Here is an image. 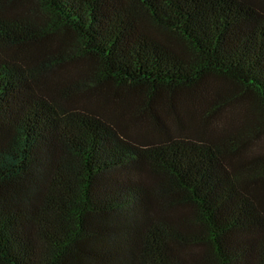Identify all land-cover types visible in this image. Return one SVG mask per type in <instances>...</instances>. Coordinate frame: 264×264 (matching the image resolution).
I'll list each match as a JSON object with an SVG mask.
<instances>
[{"label": "trees", "instance_id": "obj_1", "mask_svg": "<svg viewBox=\"0 0 264 264\" xmlns=\"http://www.w3.org/2000/svg\"><path fill=\"white\" fill-rule=\"evenodd\" d=\"M0 264H264V0H0Z\"/></svg>", "mask_w": 264, "mask_h": 264}]
</instances>
